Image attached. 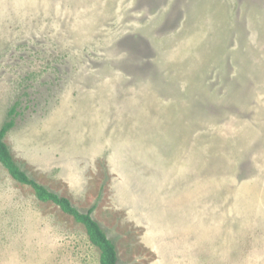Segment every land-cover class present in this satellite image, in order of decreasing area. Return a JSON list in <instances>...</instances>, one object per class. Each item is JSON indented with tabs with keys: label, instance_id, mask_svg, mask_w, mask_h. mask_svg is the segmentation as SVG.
<instances>
[{
	"label": "rangeland",
	"instance_id": "obj_1",
	"mask_svg": "<svg viewBox=\"0 0 264 264\" xmlns=\"http://www.w3.org/2000/svg\"><path fill=\"white\" fill-rule=\"evenodd\" d=\"M120 264H264V0H0V128ZM0 163V264H100Z\"/></svg>",
	"mask_w": 264,
	"mask_h": 264
},
{
	"label": "trees",
	"instance_id": "obj_2",
	"mask_svg": "<svg viewBox=\"0 0 264 264\" xmlns=\"http://www.w3.org/2000/svg\"><path fill=\"white\" fill-rule=\"evenodd\" d=\"M14 113L15 110L13 109L10 112V118L0 128L1 165L15 181L30 187L39 201L55 204L60 207L64 213L72 216L76 222L84 225L91 243L97 246L101 251L100 264H120L116 243L109 239L101 225L93 217L96 206L92 207L87 212H81L68 198L62 197L38 183L14 160L11 150L5 142L8 134L15 127V120L12 118Z\"/></svg>",
	"mask_w": 264,
	"mask_h": 264
}]
</instances>
